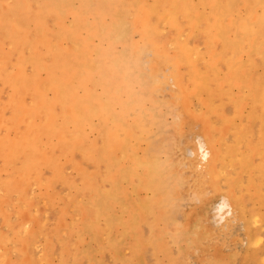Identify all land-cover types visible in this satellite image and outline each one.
Listing matches in <instances>:
<instances>
[{"label": "rangeland", "instance_id": "obj_1", "mask_svg": "<svg viewBox=\"0 0 264 264\" xmlns=\"http://www.w3.org/2000/svg\"><path fill=\"white\" fill-rule=\"evenodd\" d=\"M0 264H264V0H0Z\"/></svg>", "mask_w": 264, "mask_h": 264}, {"label": "bare ground", "instance_id": "obj_2", "mask_svg": "<svg viewBox=\"0 0 264 264\" xmlns=\"http://www.w3.org/2000/svg\"><path fill=\"white\" fill-rule=\"evenodd\" d=\"M245 34V33H244Z\"/></svg>", "mask_w": 264, "mask_h": 264}]
</instances>
